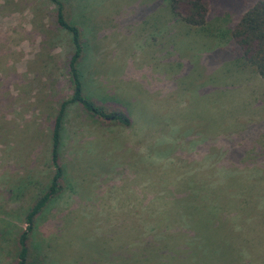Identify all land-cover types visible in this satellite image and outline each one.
I'll return each mask as SVG.
<instances>
[{"label": "rangeland", "instance_id": "374dc122", "mask_svg": "<svg viewBox=\"0 0 264 264\" xmlns=\"http://www.w3.org/2000/svg\"><path fill=\"white\" fill-rule=\"evenodd\" d=\"M256 1L208 0L192 28L169 0H65L89 46L86 96L132 125L69 108L65 189L35 234L48 264H201L181 227L221 250L205 264H264V81L229 39ZM70 54L49 0H0V264L50 181Z\"/></svg>", "mask_w": 264, "mask_h": 264}, {"label": "trees", "instance_id": "16d2710c", "mask_svg": "<svg viewBox=\"0 0 264 264\" xmlns=\"http://www.w3.org/2000/svg\"><path fill=\"white\" fill-rule=\"evenodd\" d=\"M49 1L55 7L57 26L70 36L71 54L67 62V71L72 86V94L69 99L60 102L51 122L49 151V163L52 169L51 178L48 185L36 195L35 200L26 212L24 217L26 227L20 229L14 237L15 255L10 264L49 263L43 252V246L37 241L35 234L39 218L57 201L65 189L66 168L62 163V151L69 108L79 106L93 118L100 120L113 119V121H110L111 124L117 123L125 128L132 125L129 114L122 106L116 103L97 102L86 96L82 82L81 63L86 56L85 51L89 48L87 40L78 24L68 15L65 0ZM169 5L172 14L184 24L192 28H203L206 25L209 12L208 0H169ZM229 39L234 44L235 50L238 53L240 52L244 62L251 66L264 81V0L256 1L240 16L238 21L231 27ZM213 211L214 209H210V207L205 208L204 211H199L197 221L202 223L203 228L207 223H210V226L216 222V217L213 219ZM184 229V227H181L182 234L188 235L184 238V244L190 250L194 248L199 253L198 263L205 264L204 255L210 257L212 261L213 256L220 257V249H209L208 245L205 246L206 241L203 234L197 232L198 236H195L193 232ZM148 261L153 264L156 262L154 259H147L146 262ZM156 263L161 264L160 262Z\"/></svg>", "mask_w": 264, "mask_h": 264}]
</instances>
